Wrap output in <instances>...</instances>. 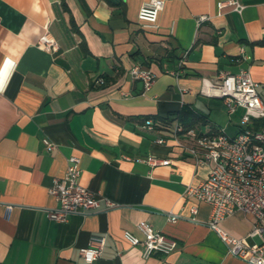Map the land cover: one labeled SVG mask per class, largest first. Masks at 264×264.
Listing matches in <instances>:
<instances>
[{"label": "crops", "instance_id": "crops-1", "mask_svg": "<svg viewBox=\"0 0 264 264\" xmlns=\"http://www.w3.org/2000/svg\"><path fill=\"white\" fill-rule=\"evenodd\" d=\"M64 1L68 10L62 0H0V264H248L207 225L210 205L185 195L210 168L185 147L189 129L240 130L242 108L229 113L222 97L201 91L203 78L247 69L264 101V0H238L240 12L221 0H164L154 26L137 19L145 0ZM45 30L55 51L38 44ZM133 63L155 73L148 90L130 75ZM182 107L191 111L184 120ZM70 155L80 158L79 182L115 206L47 216L57 205L48 187ZM141 220L177 247L143 256L123 236L142 239ZM252 221L236 210L218 224L241 237ZM92 236L105 242L89 263L79 248Z\"/></svg>", "mask_w": 264, "mask_h": 264}, {"label": "built area", "instance_id": "built-area-1", "mask_svg": "<svg viewBox=\"0 0 264 264\" xmlns=\"http://www.w3.org/2000/svg\"><path fill=\"white\" fill-rule=\"evenodd\" d=\"M163 4L164 0L143 1L138 8L137 19L145 26H154ZM225 4L231 5L239 12L243 8L238 0L218 2L219 7ZM206 17L202 14L198 18L200 21ZM38 44L47 51L57 49L55 39L47 30L40 36ZM129 73L141 82L144 91L151 87L155 77L151 69L139 63H133ZM257 86L258 82L251 77L247 69H240L236 73L221 71L216 81L203 78V93L222 97L231 114L237 107L242 108L239 115L240 130L230 135L223 128L198 134L189 129L193 143L185 147L196 163L210 164L208 176L197 184H188L185 187V195L210 205L207 225L217 232L230 255L248 264H264V125L258 128L249 126L253 119L264 118V101L257 91ZM146 123L151 127L150 120ZM173 130L181 131L182 125L175 122ZM157 141L164 140L158 138ZM43 143L49 150L55 147L47 138H43ZM146 161L152 165L168 162L167 159L152 156L147 157ZM80 170V158L70 155L64 173L53 178L48 192L54 196L57 205L47 209L50 219L64 221L74 213L85 214L116 205L81 184ZM11 207L10 204L6 205V216ZM190 209L196 212L195 205ZM236 210L253 217L250 230L241 237L228 233L218 224ZM167 218L174 221L178 215L168 212ZM137 227L143 233L142 239L129 230H124L123 236L131 245L140 244L143 256L154 252L168 253L177 247L175 238L153 229L147 222L138 221ZM104 242L103 236H92L87 245L79 248L82 259L90 263L99 258Z\"/></svg>", "mask_w": 264, "mask_h": 264}, {"label": "trees", "instance_id": "trees-1", "mask_svg": "<svg viewBox=\"0 0 264 264\" xmlns=\"http://www.w3.org/2000/svg\"><path fill=\"white\" fill-rule=\"evenodd\" d=\"M62 6H63V8H65L66 10H68V8H67L64 0H62ZM70 22L72 24L74 23L71 16H70ZM190 113H191V111L188 108L182 107L181 110H180V112H179L178 118L180 120H184V119L188 118V116L190 115ZM262 125H264V118H255L249 124V126L250 127H253V128H258V127H260Z\"/></svg>", "mask_w": 264, "mask_h": 264}]
</instances>
